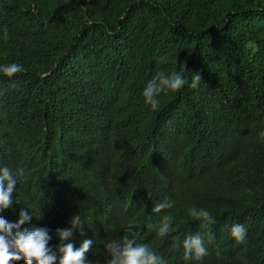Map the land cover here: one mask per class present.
Returning a JSON list of instances; mask_svg holds the SVG:
<instances>
[{"label": "trees", "instance_id": "16d2710c", "mask_svg": "<svg viewBox=\"0 0 264 264\" xmlns=\"http://www.w3.org/2000/svg\"><path fill=\"white\" fill-rule=\"evenodd\" d=\"M182 70L189 83L152 110L147 83ZM262 133L264 0H0V168L24 170L0 215L27 211L21 230L46 228L57 264L56 230L78 214L84 235L63 243L93 240L86 264H107L125 235L164 264H264ZM165 197L173 207L153 213ZM197 233L207 255L185 259Z\"/></svg>", "mask_w": 264, "mask_h": 264}, {"label": "clouds", "instance_id": "9594fccd", "mask_svg": "<svg viewBox=\"0 0 264 264\" xmlns=\"http://www.w3.org/2000/svg\"><path fill=\"white\" fill-rule=\"evenodd\" d=\"M23 71L21 65L17 63L4 65L2 72L11 78ZM181 72H172L170 75L158 72L152 80H150L143 91L145 102L151 106L152 110H156L159 105L157 96L166 91H178L189 83L183 77ZM201 81L199 74H193L190 84L191 88H196ZM264 135V133H262ZM24 175L23 169H18L13 175L11 170L5 166L0 168V213H3L12 204V194L16 190L17 181L14 176L20 179ZM5 183L7 187L5 188ZM172 202L165 197L161 202L156 203L152 207L153 213H161L164 210L171 209ZM189 215L196 220L201 221L202 227H207L214 223V217L210 212L204 209L192 208ZM20 218L16 223H9L2 215H0V264H14L24 260L26 264H57V253L49 248L48 244L52 237L46 228L23 229L21 226L30 221L31 217L27 211L21 210ZM71 228L57 229V235L61 240L58 246L60 253L58 264H86V253L89 252L93 245V240L84 239L77 248L73 243H63L73 236V232L79 230L84 235V224L80 215H75L71 219ZM172 225V217L165 215L158 228L159 236L169 234ZM151 228L152 225H149ZM15 230V232H13ZM231 237L239 244L243 243L246 238V228L242 224H235L230 230ZM211 242L213 236L208 235ZM108 256L107 264H164L162 258L158 257L146 244H136L134 239H128L125 235L120 241L112 240L105 244ZM185 259L194 256L200 260L207 255V249L204 244V237L197 233L188 235L183 241Z\"/></svg>", "mask_w": 264, "mask_h": 264}]
</instances>
